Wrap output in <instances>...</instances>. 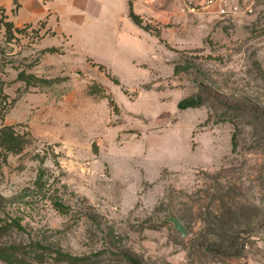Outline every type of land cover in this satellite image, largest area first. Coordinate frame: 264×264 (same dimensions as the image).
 Returning a JSON list of instances; mask_svg holds the SVG:
<instances>
[{"label": "rangeland", "instance_id": "rangeland-1", "mask_svg": "<svg viewBox=\"0 0 264 264\" xmlns=\"http://www.w3.org/2000/svg\"><path fill=\"white\" fill-rule=\"evenodd\" d=\"M133 1L152 31L128 10L115 26L76 17L81 29L53 16L12 40L0 26V128L28 139L0 155V247L264 264V0ZM21 72L54 83L27 88ZM189 97L203 104L180 109Z\"/></svg>", "mask_w": 264, "mask_h": 264}, {"label": "trees", "instance_id": "trees-1", "mask_svg": "<svg viewBox=\"0 0 264 264\" xmlns=\"http://www.w3.org/2000/svg\"><path fill=\"white\" fill-rule=\"evenodd\" d=\"M14 2L19 5L18 0H14ZM129 17L137 26L148 32L152 31L151 25L149 23H145L143 18L135 12L133 0L129 1ZM0 26L5 29V35L11 40L15 37L16 33H23L24 28L30 27V25H28L23 28H17L13 22L7 21L4 16L0 18ZM157 36H160L159 31ZM44 52L54 53L58 52V49L46 48ZM17 79L18 81L24 82L27 88L50 86L52 83H54L51 78L38 77L34 74H28L25 72H21ZM7 99L8 96L4 92V84L0 83V104L4 103V105H6ZM18 99L19 97L13 100L14 104ZM202 104V98L189 97L182 100L178 106L180 109L185 110L189 108H196ZM236 137L237 135L234 136V149L237 147V143L235 142ZM27 145L28 139L26 138V135L17 133L13 126L5 125L0 128V155H3L4 158H7V155L9 154H21ZM56 205L58 208L63 209L62 204L56 203ZM18 227L20 228L19 225ZM28 254H34V257L29 258L27 256ZM91 259L92 258L90 256H74L66 253L54 252L50 247L42 245L41 243H31L26 247L16 245L0 247V261L4 262L5 264H28L32 261L45 263L48 260H52L55 263L86 264ZM125 259L130 264H140L137 259L129 255H125Z\"/></svg>", "mask_w": 264, "mask_h": 264}, {"label": "crops", "instance_id": "crops-1", "mask_svg": "<svg viewBox=\"0 0 264 264\" xmlns=\"http://www.w3.org/2000/svg\"><path fill=\"white\" fill-rule=\"evenodd\" d=\"M129 1L127 0L128 8H126L125 0H18L19 5L14 0H0V18L4 16L7 21L13 22L17 28H23L16 25L23 21L32 26L31 23H38L45 19L40 24L45 23V28L49 31L51 29L48 25L52 26L53 16L60 18L69 16L63 27L76 29V17L81 19L88 17L92 22L98 19L103 23V17L107 15L111 19L108 21L115 26L118 16H123L126 10L129 11ZM23 24L24 22L21 23V25Z\"/></svg>", "mask_w": 264, "mask_h": 264}, {"label": "water", "instance_id": "water-1", "mask_svg": "<svg viewBox=\"0 0 264 264\" xmlns=\"http://www.w3.org/2000/svg\"><path fill=\"white\" fill-rule=\"evenodd\" d=\"M165 220L167 222H171L174 228L181 234V236L185 237L188 235L186 226L181 218L177 216H169V217H166Z\"/></svg>", "mask_w": 264, "mask_h": 264}, {"label": "built area", "instance_id": "built-area-1", "mask_svg": "<svg viewBox=\"0 0 264 264\" xmlns=\"http://www.w3.org/2000/svg\"><path fill=\"white\" fill-rule=\"evenodd\" d=\"M214 2H215L214 0H208L207 4L212 6L214 4ZM247 9H249L251 11V5H247ZM220 12H221V14L227 13L226 9H224V8H221Z\"/></svg>", "mask_w": 264, "mask_h": 264}]
</instances>
